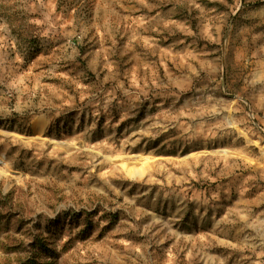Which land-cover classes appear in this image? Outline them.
<instances>
[{
	"label": "rangeland",
	"instance_id": "obj_1",
	"mask_svg": "<svg viewBox=\"0 0 264 264\" xmlns=\"http://www.w3.org/2000/svg\"><path fill=\"white\" fill-rule=\"evenodd\" d=\"M6 195L0 264H264V0H0Z\"/></svg>",
	"mask_w": 264,
	"mask_h": 264
},
{
	"label": "trees",
	"instance_id": "obj_2",
	"mask_svg": "<svg viewBox=\"0 0 264 264\" xmlns=\"http://www.w3.org/2000/svg\"><path fill=\"white\" fill-rule=\"evenodd\" d=\"M7 18V17H6ZM6 22L12 26L13 24H15V20L11 18V16L8 15V19H6ZM20 33L18 34V36L21 38L22 40L24 38L26 39H30L32 33L29 31V27L26 25V23L21 22L20 23ZM34 52V50H30L29 54H32ZM12 204H13V200L10 196H0V222L3 221L4 224H9L10 223V214L12 213ZM32 242L33 244H35L41 251H48L49 249L42 237V234L39 235H34L32 237Z\"/></svg>",
	"mask_w": 264,
	"mask_h": 264
}]
</instances>
